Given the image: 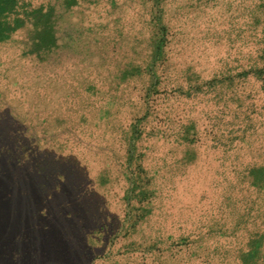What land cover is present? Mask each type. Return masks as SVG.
Wrapping results in <instances>:
<instances>
[{
    "label": "rangeland",
    "instance_id": "rangeland-1",
    "mask_svg": "<svg viewBox=\"0 0 264 264\" xmlns=\"http://www.w3.org/2000/svg\"><path fill=\"white\" fill-rule=\"evenodd\" d=\"M0 264H264V0H0Z\"/></svg>",
    "mask_w": 264,
    "mask_h": 264
}]
</instances>
